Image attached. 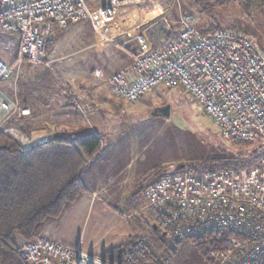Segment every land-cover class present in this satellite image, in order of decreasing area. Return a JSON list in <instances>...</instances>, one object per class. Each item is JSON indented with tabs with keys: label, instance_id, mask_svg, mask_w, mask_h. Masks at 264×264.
<instances>
[{
	"label": "built area",
	"instance_id": "built-area-1",
	"mask_svg": "<svg viewBox=\"0 0 264 264\" xmlns=\"http://www.w3.org/2000/svg\"><path fill=\"white\" fill-rule=\"evenodd\" d=\"M143 1L0 0V30L16 37L17 72L30 80L38 67L52 69L44 42L55 28L86 20L100 39L110 41L119 9ZM179 24L178 34L166 37L167 32L156 46L143 33L134 37L137 53L131 64L105 81L111 93L131 103L159 86L181 87L226 141L264 149V52L240 32L204 36L188 13L180 15ZM9 72L0 59V81ZM94 73L99 79L100 72ZM28 114L15 97H0V130L4 122ZM141 197L160 237L204 247L209 264H264V152L245 167L163 174L146 184ZM17 250L26 264H110L45 234L21 241Z\"/></svg>",
	"mask_w": 264,
	"mask_h": 264
},
{
	"label": "rangeland",
	"instance_id": "rangeland-1",
	"mask_svg": "<svg viewBox=\"0 0 264 264\" xmlns=\"http://www.w3.org/2000/svg\"><path fill=\"white\" fill-rule=\"evenodd\" d=\"M159 3L162 6H174L176 9L177 18L168 25L170 32L175 33L174 30L177 22L179 24L180 15L188 13L194 17L196 23L201 24L214 20L222 27L234 26L245 30L254 45L264 52V7L256 8L246 15L242 12V6L233 5L234 3L225 6L217 5L210 0H160ZM122 9L120 8L119 11ZM113 22L115 23V21ZM81 25H84V28L87 27L84 21H80L70 27L69 31L67 29L64 33L58 32L56 36H52L53 46L46 54L45 59L51 62L52 67L47 71L50 74L52 72L55 79L60 80L57 86H54L58 92L55 95L56 100L61 99V92H64L68 101L70 100L69 96L73 103V99H76V105L82 106L85 113L81 114L75 104L74 107L66 105L70 110L75 111L70 114V117L66 116V118L63 117L64 114H60V118L50 117L49 122H46L43 115L46 114L49 117L56 113L55 106L49 100V103L43 104L44 107L41 108L42 120L46 124L26 121L25 123H14L13 127H9L7 124L5 125V122L3 123L4 129L20 126H29L33 129V138H23V146L32 145L33 140L46 141L49 136L56 133L68 135L84 130L96 133L102 142V148L96 158L88 160L87 168L84 167V172L82 171L79 176L82 189L80 195L67 206L59 218L46 224L38 234L48 236L54 234L55 238H61L68 246H80L81 250L85 252L89 250L93 255L99 256L100 252L103 253L111 247L123 244V242L134 238L140 240L139 233L134 235L136 233L134 228L138 221L153 239V245L145 244L161 260V264H209L195 246L185 242L173 245L168 238H162L158 232L154 234L150 231L151 225L156 226L154 217L151 211L144 208L143 199L137 188L138 185H142L151 178L150 172L155 167H160L162 164H165L163 167L165 171L180 166L185 170L196 172L220 167L217 162H213V159L233 153L232 144L222 137L213 120L181 87L169 89L159 86L136 102L127 104L121 101L122 103H119L121 105L120 115H111L115 120L111 123L107 122V118L105 120L101 116L103 110L94 93L87 102L80 101L76 86L67 81L68 74L70 77L72 71L88 73L96 64L108 69H116L123 64L124 61L122 62L121 59L124 58L127 51L133 52L135 49L133 58L137 53L134 40L125 37V35L115 37L114 35L120 29L113 28L109 33V36H112L110 41L100 39L96 35V40L100 43L96 50H102L103 46H107L101 55L89 51L73 56L62 62L60 71L56 67L57 65L53 64V60L58 57L55 54H60V51L63 52L62 49L73 47L82 41L81 36L75 33L76 28ZM131 25L134 23L126 24L127 27ZM172 27H174L173 30ZM172 35V33H168L162 38ZM5 36L0 30V59L10 67V72L6 78L0 81V97L6 100H12L15 97L29 110L28 115L13 118V120L29 119L31 111L26 104V99L20 98L16 90L22 81L29 82L30 80L22 77L21 70L17 72L16 42ZM160 40L155 43L158 45ZM95 71H99L100 75L99 79H95L92 75L93 81H104L105 83L106 78L101 77V69H95ZM95 71L91 74H95ZM91 81L90 79L88 83L84 84L89 87L88 84L93 83ZM44 87L48 92L47 86ZM68 89H70V93H68ZM41 91L48 95L44 88ZM46 94L42 97L46 98ZM23 96L30 97V99L32 97L29 96V93H24ZM166 107H169L168 117L160 116V114L154 115L155 112H160ZM121 123L124 124L121 125ZM101 126L105 127L104 132ZM117 129L118 131H115ZM124 137L129 140L127 149L131 151V156H129L130 151L127 152L128 150H124L122 146L117 148L116 139ZM129 161L130 164H128ZM126 166L125 171H122ZM134 172H136V176L133 180H127V183L132 182L133 190L131 195L126 198L122 192L127 190L128 184L121 185L120 183L126 176L129 177ZM147 174L150 177L146 176ZM112 178L115 179L112 180ZM85 180H89L90 186L86 184ZM122 232L125 235L129 233L133 236L126 239V236L122 237ZM15 240L17 247L22 240L17 238ZM168 247H171L173 251H169Z\"/></svg>",
	"mask_w": 264,
	"mask_h": 264
},
{
	"label": "trees",
	"instance_id": "trees-1",
	"mask_svg": "<svg viewBox=\"0 0 264 264\" xmlns=\"http://www.w3.org/2000/svg\"><path fill=\"white\" fill-rule=\"evenodd\" d=\"M210 1L222 6L230 3L242 6V12L246 15L256 8L264 7V0ZM196 29L204 36H210L216 30L240 32L249 36L241 28L222 27L214 20L196 23ZM55 30L57 28L53 30L52 36ZM52 36L45 39V54L53 46ZM152 36L156 37L155 32H152ZM69 99L68 107H74L70 96ZM33 134L29 126L0 130V264H26L19 255L15 239H34L46 224L61 216L82 192L79 176L86 163L102 148L99 136L90 130L68 135L56 133L39 144L23 146V138L31 139ZM232 147L233 153L215 158L213 162H217L220 167L240 168L248 166L264 152V149L256 146ZM183 169L180 166L165 171L161 166L155 167L150 172L151 178L138 185V192L141 195L149 181ZM146 176L150 177L149 174ZM150 231L157 234L152 228ZM170 242L173 245L181 243ZM195 247L207 262L204 247ZM168 250L173 251L171 247ZM97 257L110 264H161V260L148 245L135 238L111 247Z\"/></svg>",
	"mask_w": 264,
	"mask_h": 264
},
{
	"label": "crops",
	"instance_id": "crops-1",
	"mask_svg": "<svg viewBox=\"0 0 264 264\" xmlns=\"http://www.w3.org/2000/svg\"><path fill=\"white\" fill-rule=\"evenodd\" d=\"M159 1L160 0H144L141 5H138L136 7L135 6L123 7V9L116 14V17L114 20L115 23L113 22L114 24H112L111 29H113V28L114 29H120V31H117V33L115 34V37L119 36V35H125V37L127 36L129 39L133 40L134 37L138 33H143L147 37L149 42L152 45H155L156 44L155 42L156 41L158 42V40H160L162 38V36H164V34H166L167 32L172 33L173 35L178 34L179 29H180L178 22H177L176 28L174 30L175 33L170 32V28L168 27L170 22L172 20H176V18H177L176 9L174 8V6H170V5L169 6H167V5L162 6V5H160L161 3H159ZM82 21H84L86 23L87 27L84 28V25H81L80 27L76 28L77 30L75 31L76 34H79L81 36L82 41H80L79 44H77L73 47H66L65 49H62L63 52L60 51V54H55L58 57H57V59L55 58L56 60H53V62H54L53 64H54V66L57 65L56 67H58V69L60 71L62 68L61 67L62 62L72 58L73 56L80 55V54H83V53L89 52V51L90 52L94 51L95 53L101 55V53L107 49V46L106 47L103 46L104 48H101L102 50H100V49L96 50L98 44H100V43H98V40H96L97 39L96 34L93 33L91 23H89L86 20H82ZM79 22H76V24ZM129 22H133L134 25L127 27L126 24H128ZM73 25H75V23L70 24L66 29L55 30L54 36H56L58 32L64 33L67 31V29L69 31L70 27H72ZM173 28L174 27H172V30H173ZM84 31H86V32L84 33ZM152 32H155L156 37H153L152 35H150V33H152ZM5 35H6L5 37L11 38L16 42L15 48H17L16 37L10 36L7 34H5ZM134 53H135V49L133 52L127 51L124 58L121 59L122 62L124 61L123 64L118 66L116 69H108L106 67H103L102 65L96 64L95 67L92 69V71H90L88 73L84 74V73L79 72V71H72L73 72L72 75L70 74V77H69V74H68V76H67L68 77L67 81L69 83L73 84L74 86H76L77 96H78L80 101L85 100V102H87V100L90 99V97L92 96L93 93H94V95L97 96L96 98L98 99L100 107H102L101 109L103 110L101 116H103V119L107 118V122L111 123V121L112 122L115 121L114 118L111 117V115H113V116L115 114L120 115L119 111H120L121 105L119 103L121 101L111 93L110 88L106 84V82L104 83V81H96V80L93 81L94 80L93 76H92L93 74H91V73H93V71H95V69L100 68L101 69V77H103V79H105V78L107 79L110 76H112L113 74H115L116 72H118L119 70H122L123 68L128 67L133 60V54ZM47 69L48 68H45L43 66L38 67L34 72V76H32L30 78V81L29 82L28 81H22V83L19 85V87L16 90L17 95L20 98L26 99L25 100L27 102L26 104L28 105V107L30 108V111H31V116L29 117L30 120L28 118L27 119L22 118L19 120H13L12 119V121L8 120L5 123V124H7V126L13 127L14 123L15 124L16 123H25L26 121H28V123L39 122V123L46 124L42 120L41 108L44 107L43 104L45 105L46 103H49V100H50V102L53 103V106H55L56 113L49 115V117H48V115L46 116V114H45V116L43 115V117L46 118V119H44L46 122H49V119H51L52 117H53V119H54V117L60 118L61 117L60 114H64L65 116H63V117H66V116L70 117V114L75 112V111L70 110L66 106V105H68V99H67L64 92H61V95H60L61 99L56 100L55 95L58 92H57V90L54 89V86H57V83L60 80L55 79V76L53 75V73L51 72V74L54 77L49 73V71H47ZM91 76H92V78H91ZM90 79L92 80L91 82H93L92 83L93 85L89 83L88 84L89 87H88L84 83H88V81H90ZM5 85H6V82H5ZM44 86H47L48 92ZM42 88H44V90L48 93V95L44 91H41ZM24 93H29V96L30 95L32 96L31 99H30V97L29 98L24 97L23 96ZM44 94H46V98L42 97ZM107 96H108V98H107ZM116 119H119V118H116ZM123 124L124 123H121V125H123ZM126 126H128V125H126ZM104 128L105 127L101 126V129L103 132H104ZM119 129H121V128H119ZM115 131H118V129ZM42 136H43V134L41 135V137ZM116 140L118 142L117 148L119 146H122L124 148V150H126V151L128 150L127 144L129 143V140L128 139L126 140V137H124L123 139L117 138ZM129 151L130 150H128L127 152H129ZM97 155L98 154H96L92 159H95ZM129 156H131V151L129 152ZM108 162H113V161H108ZM128 164H130V161L128 162ZM127 166L123 167L122 171H125ZM164 166H165V164L161 165V167H164ZM135 176H136V172H134L129 177L126 176L122 180V183H120L121 185L128 184L127 190L122 192V195L126 198L131 195V191L133 190L132 182L127 183V180H133V178ZM114 179L115 178H112V180H114ZM85 182H86V184H88V186H90L89 180H85ZM102 189H103V187H102ZM137 191H138V188H137ZM92 192H94V191H92ZM139 195H140V193H139ZM152 224H153V222H152ZM134 231L136 232V233H134V235L139 233L138 235H140L139 237H140L141 241H143L146 244L153 245V243H154L153 239L149 236V233L144 228H142L140 222L137 221V225L135 226ZM128 232H129V230H128ZM129 233H127L125 235L122 232V237L126 236V239H127V238L133 236L131 234L129 235ZM55 237H54V234L50 236L51 240H53L55 242L62 243L64 245H67V244H65V242L61 238H55ZM86 253L93 255L92 253L89 252V250H86ZM99 254H101V252ZM93 256H97V255H93Z\"/></svg>",
	"mask_w": 264,
	"mask_h": 264
},
{
	"label": "water",
	"instance_id": "water-1",
	"mask_svg": "<svg viewBox=\"0 0 264 264\" xmlns=\"http://www.w3.org/2000/svg\"><path fill=\"white\" fill-rule=\"evenodd\" d=\"M168 111H169V107H166V108H164L162 111H160V112H155V114L154 115H162V116H164V117H168ZM152 227V230L153 231H155L156 230V226L155 225H152L151 226Z\"/></svg>",
	"mask_w": 264,
	"mask_h": 264
},
{
	"label": "flooded vegetation",
	"instance_id": "flooded-vegetation-1",
	"mask_svg": "<svg viewBox=\"0 0 264 264\" xmlns=\"http://www.w3.org/2000/svg\"><path fill=\"white\" fill-rule=\"evenodd\" d=\"M152 228V227H151Z\"/></svg>",
	"mask_w": 264,
	"mask_h": 264
}]
</instances>
